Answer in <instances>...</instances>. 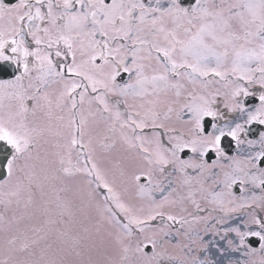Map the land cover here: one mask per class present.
Returning <instances> with one entry per match:
<instances>
[{"label": "snow or ice", "instance_id": "snow-or-ice-1", "mask_svg": "<svg viewBox=\"0 0 264 264\" xmlns=\"http://www.w3.org/2000/svg\"><path fill=\"white\" fill-rule=\"evenodd\" d=\"M0 264H264V0H0Z\"/></svg>", "mask_w": 264, "mask_h": 264}]
</instances>
